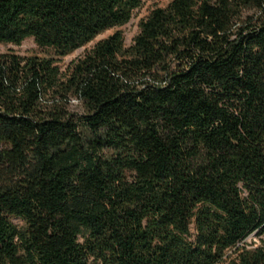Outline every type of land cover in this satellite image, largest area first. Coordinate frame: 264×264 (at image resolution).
<instances>
[{"label":"trees","instance_id":"obj_1","mask_svg":"<svg viewBox=\"0 0 264 264\" xmlns=\"http://www.w3.org/2000/svg\"><path fill=\"white\" fill-rule=\"evenodd\" d=\"M143 1L0 0V43L64 56ZM149 12L64 71L0 53V264H264V0Z\"/></svg>","mask_w":264,"mask_h":264},{"label":"rangeland","instance_id":"obj_2","mask_svg":"<svg viewBox=\"0 0 264 264\" xmlns=\"http://www.w3.org/2000/svg\"><path fill=\"white\" fill-rule=\"evenodd\" d=\"M169 1L170 0H144L142 6L133 12L134 14L129 22H127L124 25H121V27L107 29L105 32L97 35L88 44L81 46L72 53H69L64 56L57 57L54 55L51 49L49 48L42 49L38 47L32 37L23 40L20 44L13 45V44L0 43V53H13V54L16 53L21 56L34 55L42 58L52 57L53 60L58 65V67L60 68V70L64 71L67 68V66L70 65V63L76 60V58L83 56L87 51L91 50V48L94 46V44L97 41L105 39L107 36L113 34L117 30L122 31L124 44H126L127 46L130 45V43L133 40V37L137 34L139 30L138 22L142 18L146 17L150 13L149 11L153 7L166 6ZM67 108L71 113L74 114L82 113L84 111L80 102L76 101L75 99H72L70 101ZM258 240L259 238L253 235L247 239L248 243H252V241L259 242ZM221 264H225V263H221Z\"/></svg>","mask_w":264,"mask_h":264}]
</instances>
